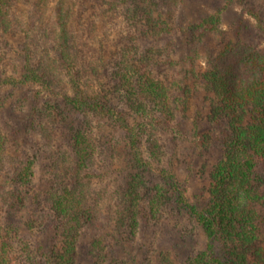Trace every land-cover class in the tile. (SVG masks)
<instances>
[{
  "label": "trees",
  "instance_id": "1",
  "mask_svg": "<svg viewBox=\"0 0 264 264\" xmlns=\"http://www.w3.org/2000/svg\"><path fill=\"white\" fill-rule=\"evenodd\" d=\"M210 1L104 0L112 50L82 63L84 31L62 2L48 18L51 0H0L1 34L17 28L29 41L20 77L0 59V89L39 90L32 139L0 125V264H133L104 237L134 241L164 220L204 241L147 264H264V54L236 59L243 39L232 45L221 30L238 4L264 31V0H222L186 24L187 5ZM21 5L30 13L15 18ZM180 35L190 55L179 59ZM204 40L220 50L201 71ZM217 150L201 169L209 186L189 201L175 164L194 156L193 173L198 155ZM109 219L116 235L102 234Z\"/></svg>",
  "mask_w": 264,
  "mask_h": 264
},
{
  "label": "rangeland",
  "instance_id": "2",
  "mask_svg": "<svg viewBox=\"0 0 264 264\" xmlns=\"http://www.w3.org/2000/svg\"><path fill=\"white\" fill-rule=\"evenodd\" d=\"M107 1V0H106ZM63 3L64 7L70 14V28L82 29L84 31L81 36L83 44L80 48L79 60L82 63L94 61L97 59H106L109 57L112 50L111 34L109 30L113 29L111 14L108 13V6L104 0H51L49 9V17H53L59 3ZM222 0L210 1L208 4L198 5L189 4L185 7L186 24H195L202 14L213 13V10L223 6ZM30 13L28 5H21L19 12L15 13V18L19 16H27ZM92 25H96L93 29ZM16 27V26H13ZM244 28L247 30L244 31ZM264 28V23H263ZM221 30L225 34L227 40L230 39L232 45H237L239 39H243V49L238 48L235 51V58L248 57L252 49H258L264 54V31L257 28V25L250 16L245 14L238 4H233L222 15ZM238 33L240 35L238 37ZM181 48L178 53V58H183L190 55V44L186 36L180 35ZM27 41L22 33L14 28L13 31L2 35L0 32V59L2 70L6 76L20 77L23 67L24 48ZM205 44L210 43V52L203 48L199 50L200 57L197 63V69L203 70L206 67L207 56L209 59L215 58L219 53V48H216L214 43L204 40ZM34 46V45H32ZM36 87H28L19 91H11V89H0V125H11L19 129L21 135H26L27 125L30 122V111L33 106V100L38 92ZM28 139H32L26 135ZM198 152L201 153V146L197 145ZM191 151V150H190ZM197 153V154H199ZM189 155V154H188ZM185 155L182 157V162L175 164V174L179 181L188 184L187 197L189 201L194 202L197 196L204 193L209 186L206 180V174L201 173V169L205 165L212 163V159L216 160L219 156V151L209 152L208 154L198 155L195 159L193 173H190L189 167L192 166L193 157ZM212 161V162H209ZM177 226L175 235L170 227ZM115 224L109 219L102 225V234L116 235L114 232ZM193 228L184 226L181 223L176 224L174 221L164 220L163 223H151L144 227L138 238L134 241L123 240L121 234L118 235L119 244L104 237L109 245L115 249L116 256L119 259H124L133 264H147L148 260L157 258L160 252H173L178 259L184 258L185 254L196 248L204 240L198 232L192 231ZM182 235V236H181ZM182 237L185 241H181Z\"/></svg>",
  "mask_w": 264,
  "mask_h": 264
}]
</instances>
